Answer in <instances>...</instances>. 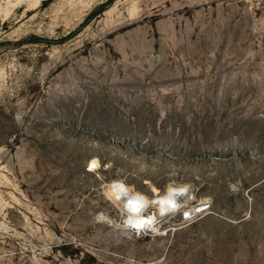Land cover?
I'll use <instances>...</instances> for the list:
<instances>
[{
	"label": "rangeland",
	"instance_id": "374dc122",
	"mask_svg": "<svg viewBox=\"0 0 264 264\" xmlns=\"http://www.w3.org/2000/svg\"><path fill=\"white\" fill-rule=\"evenodd\" d=\"M0 264H264V0H0Z\"/></svg>",
	"mask_w": 264,
	"mask_h": 264
},
{
	"label": "bare ground",
	"instance_id": "6f19581e",
	"mask_svg": "<svg viewBox=\"0 0 264 264\" xmlns=\"http://www.w3.org/2000/svg\"><path fill=\"white\" fill-rule=\"evenodd\" d=\"M187 191L186 186H168L165 192L158 194L152 188L153 197L149 198L122 183L115 187L112 198L123 215L122 224L124 227L131 229L136 234H158L161 231V221L172 215L182 203H187L189 195L183 196L187 194ZM181 197H185L187 201L182 202L180 200L178 202ZM129 200L139 208V211L133 210L129 205ZM151 207H153V212H147V209ZM202 210L199 208V210L189 212L188 215H193L195 211L198 213Z\"/></svg>",
	"mask_w": 264,
	"mask_h": 264
},
{
	"label": "snow or ice",
	"instance_id": "6c2138e0",
	"mask_svg": "<svg viewBox=\"0 0 264 264\" xmlns=\"http://www.w3.org/2000/svg\"><path fill=\"white\" fill-rule=\"evenodd\" d=\"M129 205L133 208L134 211H139V208L135 204H133L131 200H129Z\"/></svg>",
	"mask_w": 264,
	"mask_h": 264
}]
</instances>
